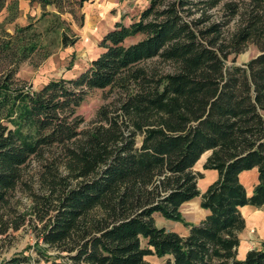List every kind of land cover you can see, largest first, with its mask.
Listing matches in <instances>:
<instances>
[{"label": "trees", "instance_id": "1", "mask_svg": "<svg viewBox=\"0 0 264 264\" xmlns=\"http://www.w3.org/2000/svg\"><path fill=\"white\" fill-rule=\"evenodd\" d=\"M17 1L0 0V12ZM28 1L77 19L90 0ZM47 14V36L74 45L68 23ZM7 36L0 38V235L26 223L10 196L31 159L48 153L65 174L49 165L52 186L34 194L32 213L42 223L38 237L58 252L52 264H153L148 255L162 264H264V240L238 258L241 209L264 206V0H148L135 21L103 36L85 70L36 89L16 81L19 63L42 48L47 57L54 38L44 45L49 36L35 29L17 46ZM249 43L259 54L229 63ZM106 88L115 99L82 129L78 108ZM205 153L204 169L218 177L201 192L194 167ZM255 168L249 194L240 177ZM196 197L210 214L188 222L182 206ZM156 213L188 234L157 226Z\"/></svg>", "mask_w": 264, "mask_h": 264}, {"label": "rangeland", "instance_id": "2", "mask_svg": "<svg viewBox=\"0 0 264 264\" xmlns=\"http://www.w3.org/2000/svg\"><path fill=\"white\" fill-rule=\"evenodd\" d=\"M147 4L148 0H90L78 9L76 19L68 12H59L54 6L43 9L37 3L18 0L17 6L10 8L7 3L0 12V38L8 39L7 34H10L13 36L14 42L20 41L17 46H24L28 44V37L24 35L31 34L32 30L36 29V33H42L41 38L49 36L44 39V45H48L49 39L52 37L55 40L54 47L50 49L52 53L47 57H45L47 49L42 48L37 54H31L19 63L16 81L26 85L32 84L36 89L53 79L77 76L102 52L100 42L106 32L114 28L118 22L129 25L135 21ZM48 12L60 14L61 19L68 23L71 29L70 33L78 37V41L74 45L64 46L61 44L59 34L52 35L50 33L47 36V28L50 24ZM137 39L129 40L128 43ZM259 52L255 44L249 43L242 53L232 55L229 63L244 64ZM167 68L169 69V67ZM115 94L116 91L110 88L94 89L88 94L77 111V114L83 119L82 129H90L96 124L99 109L112 102L115 99ZM208 155L209 153H205L194 167L195 172L203 174V178L199 180L201 192H204L218 177L216 171L206 170L203 167ZM45 156L46 158L42 159H31L24 169L23 180L10 196V206L16 208L15 217H18L16 215H25L27 220L19 229L11 228L7 234L0 235V260L15 255H26L30 260L23 264H52L53 261L59 259L58 252L49 249L38 237L42 223L32 213L34 194H46L52 186L53 177L49 172V165L55 167L53 172L56 175L65 174L63 166L53 163V159H47L48 153ZM57 156L61 160V157ZM211 176L213 180L210 182ZM240 178L251 194L254 186L258 183L257 169L244 172ZM241 211L246 219V227L240 233L239 259L244 258L249 250L260 247L264 240V206L248 205ZM197 219L196 216L194 220ZM155 221L157 226L169 227L168 230L171 231H176L175 228L181 229L184 226L182 222H171L159 213L155 214ZM170 226L175 228L172 229ZM145 259L153 264H162L165 260V258H159L156 255H148Z\"/></svg>", "mask_w": 264, "mask_h": 264}, {"label": "crops", "instance_id": "3", "mask_svg": "<svg viewBox=\"0 0 264 264\" xmlns=\"http://www.w3.org/2000/svg\"><path fill=\"white\" fill-rule=\"evenodd\" d=\"M112 29H110V30H112ZM212 171H214V170H212ZM212 180L213 179H212V176H211L210 182ZM200 203H201V199L199 197H196L193 200L188 201V202L183 204V206H182V214H183L184 218L186 219V221L198 223L201 220L205 219L207 217V215L210 214V211L207 210V209L202 208ZM196 216L198 217V219L194 220L196 218ZM170 221L171 222H176V221H172V220H170ZM164 228H166L167 230L169 229V227H164ZM170 228L173 229L175 227L174 226H170ZM175 229H177L176 232H178L182 236H186L188 234V232H189V229L185 225L181 229L180 228H175Z\"/></svg>", "mask_w": 264, "mask_h": 264}]
</instances>
